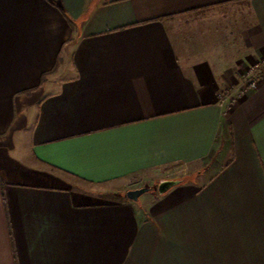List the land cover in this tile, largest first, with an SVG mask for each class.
I'll return each instance as SVG.
<instances>
[{"label": "crops", "instance_id": "obj_1", "mask_svg": "<svg viewBox=\"0 0 264 264\" xmlns=\"http://www.w3.org/2000/svg\"><path fill=\"white\" fill-rule=\"evenodd\" d=\"M261 58L264 0H0V264H264Z\"/></svg>", "mask_w": 264, "mask_h": 264}, {"label": "built area", "instance_id": "obj_2", "mask_svg": "<svg viewBox=\"0 0 264 264\" xmlns=\"http://www.w3.org/2000/svg\"><path fill=\"white\" fill-rule=\"evenodd\" d=\"M261 78H264V58L250 64L243 74L241 84L235 88L234 92L232 88H223L217 92V99L220 102H225L231 100L233 95L234 98L240 97L247 91L254 90Z\"/></svg>", "mask_w": 264, "mask_h": 264}, {"label": "water", "instance_id": "obj_3", "mask_svg": "<svg viewBox=\"0 0 264 264\" xmlns=\"http://www.w3.org/2000/svg\"><path fill=\"white\" fill-rule=\"evenodd\" d=\"M181 180L179 179H168V180H161L157 186V191L158 193H163L166 190H168L170 187H172L173 185L179 183ZM149 188L142 186V187H137V188H133V189H129L126 191V197L129 200H137L139 198V196L141 194H143L144 192L148 191Z\"/></svg>", "mask_w": 264, "mask_h": 264}, {"label": "trees", "instance_id": "obj_4", "mask_svg": "<svg viewBox=\"0 0 264 264\" xmlns=\"http://www.w3.org/2000/svg\"><path fill=\"white\" fill-rule=\"evenodd\" d=\"M56 67H57V64H55L51 70H49V71H47L46 73H44L43 76H42V78H41V82H42V80L44 79V76H45L46 74L51 73L52 71H54V69H55ZM163 193H164V192H163Z\"/></svg>", "mask_w": 264, "mask_h": 264}]
</instances>
